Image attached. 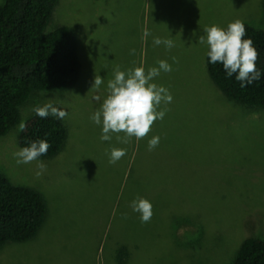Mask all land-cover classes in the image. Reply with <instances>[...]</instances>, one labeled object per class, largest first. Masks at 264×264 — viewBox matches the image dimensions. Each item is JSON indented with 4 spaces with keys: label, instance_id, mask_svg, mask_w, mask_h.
<instances>
[{
    "label": "rangeland",
    "instance_id": "obj_1",
    "mask_svg": "<svg viewBox=\"0 0 264 264\" xmlns=\"http://www.w3.org/2000/svg\"><path fill=\"white\" fill-rule=\"evenodd\" d=\"M237 19L264 30L263 0H58L46 31L71 28L81 65L68 90L31 92L19 121L0 137V172L39 191L48 208L34 238L0 247V264H233L245 238L264 239V109L233 102L216 87L208 49L198 42L206 26ZM156 37L174 47L155 45ZM160 60L172 67L151 81L173 97L158 109H167L163 119L143 139L101 140L102 127L90 117L114 69L147 72ZM96 75L104 80L99 90ZM49 101L67 112L56 118L67 130L64 146L17 164L20 123ZM153 136L160 142L149 150ZM111 148L126 155L110 164ZM140 197L152 204L150 222L130 207Z\"/></svg>",
    "mask_w": 264,
    "mask_h": 264
},
{
    "label": "trees",
    "instance_id": "obj_2",
    "mask_svg": "<svg viewBox=\"0 0 264 264\" xmlns=\"http://www.w3.org/2000/svg\"><path fill=\"white\" fill-rule=\"evenodd\" d=\"M58 0H3L0 4V137L19 121V107L33 91L68 90L77 80L79 62L76 41L69 27L46 31ZM264 8V0H263ZM246 36L259 53L261 77L241 87L235 75L228 77L222 64H205L209 78L230 100L249 108L264 109V30L244 23ZM225 27L224 29H226ZM67 130L53 116L31 115L20 131L21 147L44 139L51 145L47 155L58 154ZM43 195L27 186L13 184L0 172V247L34 238L47 214ZM233 264H264V239L245 238Z\"/></svg>",
    "mask_w": 264,
    "mask_h": 264
},
{
    "label": "clouds",
    "instance_id": "obj_3",
    "mask_svg": "<svg viewBox=\"0 0 264 264\" xmlns=\"http://www.w3.org/2000/svg\"><path fill=\"white\" fill-rule=\"evenodd\" d=\"M204 35L199 36L198 42L207 47L206 55L209 63H220L228 77L235 75L240 86L246 87L255 80L260 79L261 72L256 67L259 53L254 47L253 41L246 36L244 23L237 19L230 22L227 28L216 25L206 26ZM149 35L146 31L145 36ZM154 44H163L166 49L174 47L172 39L154 38ZM134 53V50H131ZM173 62L177 63L173 57ZM158 67H152L145 71L143 67H135L127 71H121L119 66L114 69V78L107 82V94L100 103L90 119L102 127L103 141H109L115 135L121 143H128L132 138L140 140L145 138L151 131L156 120H162L167 109L158 110L160 105L172 102L169 90L151 81L160 75L161 71L171 72V65L165 61L157 62ZM103 78L96 75L92 88L99 90ZM94 100L100 101V96H94ZM32 111L40 118L53 116L57 119L66 117L67 112L57 107L52 101L43 106H34ZM25 128L24 122L19 125V131ZM123 134V135H121ZM160 142L159 136H153L148 141V149H155ZM51 145L47 140L40 139L30 142L26 147L19 148L15 153L17 164H29L39 160L41 156L47 155ZM109 163L115 164L126 155V149L111 148L107 153ZM36 175L42 174L45 165L43 162L37 164ZM134 212L140 214L142 223L150 222L153 215L152 204L145 198L134 199L130 204Z\"/></svg>",
    "mask_w": 264,
    "mask_h": 264
},
{
    "label": "crops",
    "instance_id": "obj_4",
    "mask_svg": "<svg viewBox=\"0 0 264 264\" xmlns=\"http://www.w3.org/2000/svg\"><path fill=\"white\" fill-rule=\"evenodd\" d=\"M160 2H161V1H160ZM160 2H159V4H160ZM162 18L167 20L168 15H163ZM162 18H161V19H162ZM176 19H177V18H176ZM70 30H71V28H70ZM71 31H72V30H71ZM72 33H73V32H72ZM73 35H74V34H73ZM74 38H75V36H74ZM77 38H78V41H79V47H80V48L85 47V48L87 49L86 43L81 39V37H77ZM75 41H76V39H75ZM76 49H77V44H76ZM77 57H78V56H77ZM78 62H79V69H80V65H81V61H80V59H78Z\"/></svg>",
    "mask_w": 264,
    "mask_h": 264
}]
</instances>
